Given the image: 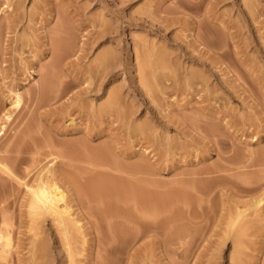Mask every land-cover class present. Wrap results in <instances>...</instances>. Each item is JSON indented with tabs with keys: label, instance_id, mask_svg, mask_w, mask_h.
Returning <instances> with one entry per match:
<instances>
[{
	"label": "rangeland",
	"instance_id": "obj_1",
	"mask_svg": "<svg viewBox=\"0 0 264 264\" xmlns=\"http://www.w3.org/2000/svg\"><path fill=\"white\" fill-rule=\"evenodd\" d=\"M3 228L0 264H264V0H0Z\"/></svg>",
	"mask_w": 264,
	"mask_h": 264
},
{
	"label": "bare ground",
	"instance_id": "obj_2",
	"mask_svg": "<svg viewBox=\"0 0 264 264\" xmlns=\"http://www.w3.org/2000/svg\"><path fill=\"white\" fill-rule=\"evenodd\" d=\"M15 98L16 99L13 100L14 102H12V107L18 108L20 98L17 96ZM8 119L9 115L5 116V120ZM260 203L261 200H257L255 205L259 206ZM61 205H63L62 208ZM27 208L29 211L28 213L32 217L31 225L33 226L34 224V229H38L39 221L41 222L43 217L48 216L52 223H55L56 226L63 231L64 235L67 236L69 227L75 223L70 218L66 192L60 188L58 181L55 179H47L46 181L40 179L37 184L29 190V203ZM242 216L243 213L239 212L237 214L233 226ZM6 229L4 230L3 228L2 230L4 231H0V252L1 254L3 253V255H7L13 248L10 232ZM30 229L33 231L32 227ZM34 232H36V230H34Z\"/></svg>",
	"mask_w": 264,
	"mask_h": 264
}]
</instances>
